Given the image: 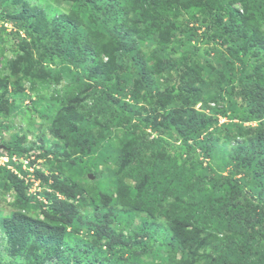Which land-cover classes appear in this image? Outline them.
I'll use <instances>...</instances> for the list:
<instances>
[{"label":"trees","instance_id":"trees-1","mask_svg":"<svg viewBox=\"0 0 264 264\" xmlns=\"http://www.w3.org/2000/svg\"><path fill=\"white\" fill-rule=\"evenodd\" d=\"M70 3L69 14L47 21L0 0V35L7 23L25 35L33 87L65 82L46 154L60 171L85 159L103 164L116 193L89 204L85 187L53 173L45 204L8 169L12 161L0 166V190L20 208L0 212V264H264V0ZM156 7L193 14L179 28L154 16ZM173 43L189 51L175 57ZM143 46L153 47L152 68ZM0 89L18 92L16 105L0 101V116L20 112L24 89L2 78ZM24 140L5 150L27 155ZM135 213L145 214L138 232L119 230Z\"/></svg>","mask_w":264,"mask_h":264},{"label":"rangeland","instance_id":"rangeland-1","mask_svg":"<svg viewBox=\"0 0 264 264\" xmlns=\"http://www.w3.org/2000/svg\"><path fill=\"white\" fill-rule=\"evenodd\" d=\"M9 3H19V6L16 9V13L24 12L35 14L45 17L47 21L60 16L69 14L71 12V3L70 0H8ZM3 5H0V28L3 26V16L2 13ZM154 16L169 17L174 19L178 26L181 23L187 24L193 13L187 11H180L176 9H164L161 7H156L152 10ZM7 29L0 35V78L7 79L13 87L24 89L22 98H26L23 101V109L20 112L13 113H3L0 116V145L6 146V143L10 144L15 141L17 137L25 138L24 145L33 149L27 156L30 158L33 163L35 171V177L32 176L30 172H25L19 160L17 164L13 162L12 169L17 171L13 173L20 180L25 182V185L28 186V195H33L35 200L39 202L48 203L45 192H51L53 184V179L51 175L55 173L62 180L71 183H78L86 188L88 203L91 204L94 201L99 206H102L101 200L99 199L100 194L108 193L110 196H115L116 193V184L115 177L111 176V171L107 169L103 164L96 162L95 160L85 159L83 162H80L75 166H64V172L58 170L60 163L59 161L51 155L46 154V148L52 147V145L57 142L56 139L50 133V125L53 121L58 109L61 107L60 96L62 94L59 91L64 87L65 82L62 81L59 85H53L49 83L39 84L38 86H32V78L30 76H24V73L28 72V68L32 65L28 55L20 49L23 46V39L25 35L20 34L17 36L12 29L10 24L4 25ZM180 28V26H179ZM181 36H177L176 39H180ZM201 41V38L199 39ZM22 42V43H21ZM176 43H173L171 51H175V57L180 56L181 52L189 51L188 48L180 49L177 48ZM207 46L203 47L207 49ZM142 56L143 59L147 60V65L152 68V65L155 61L152 59L153 47L146 48L142 47ZM220 53L213 54V58H219ZM21 78V81L19 79ZM132 89V86H130ZM17 96L18 92L15 90L9 89L8 92H4L0 89V101H3L7 98L9 103L12 102L14 105L12 97ZM20 98V96H19ZM127 100L130 99V96ZM140 104L147 108L150 105H147L142 99H140ZM55 104V108L50 112L49 117L44 114L45 108L47 105ZM88 104H92V100H88ZM215 106V105H212ZM197 109H201L200 105L197 106ZM222 123L228 122L226 119H221ZM4 125V126H3ZM3 126V127H2ZM8 126V127H7ZM118 128L116 129V131ZM121 137L124 134V130L117 131ZM112 141H117L113 139ZM44 146L45 149H38L39 146ZM7 147V146H6ZM17 158H22L19 155ZM13 156H10V153L4 149L0 148V166H4L8 160H11ZM23 156V157H25ZM45 156V157H40ZM5 158V159H2ZM61 160H65L64 157H60ZM179 163H182V159H178ZM7 164V163H6ZM7 167V166H6ZM23 170V172L20 170ZM61 168V167H60ZM9 170L10 167H8ZM112 170L115 167L111 168ZM12 171V170H11ZM40 172L45 176L51 177L50 181L46 183L41 177L36 175V172ZM13 172V171H12ZM131 176L127 177V182L134 184L137 180V175L135 172L130 173ZM90 175H93V179L90 178ZM47 209V208H45ZM20 210L16 203V195L13 192L4 193L0 190V212L4 215H10L13 212ZM90 214L92 215V209H89ZM31 215L34 217H42L41 209H32ZM145 217V214L135 213L133 220H126L122 223L119 230H123L127 233L138 232V228L141 226V219ZM151 220V218H148ZM129 222H132L131 224ZM3 234L0 233V249H3L1 244L3 241ZM155 250L160 249L161 255H166V247L163 244H156L154 246ZM144 260L147 259L144 257Z\"/></svg>","mask_w":264,"mask_h":264},{"label":"built area","instance_id":"built-area-1","mask_svg":"<svg viewBox=\"0 0 264 264\" xmlns=\"http://www.w3.org/2000/svg\"><path fill=\"white\" fill-rule=\"evenodd\" d=\"M2 159H5V158L2 157ZM18 159H20L19 160L20 163L18 162ZM12 160H13V162H15V164L19 163L20 165H22L24 170H29L31 172L32 176L35 177V175H34L35 174V169L33 167V164L31 162L30 158H28L27 156H25V157L22 156V158H17V156H14L12 158ZM8 162H10V160H8ZM8 162H6L7 164L5 163L4 166H7ZM8 167H10V169L13 172H15V174H17V171L12 169V165H9Z\"/></svg>","mask_w":264,"mask_h":264},{"label":"clouds","instance_id":"clouds-1","mask_svg":"<svg viewBox=\"0 0 264 264\" xmlns=\"http://www.w3.org/2000/svg\"><path fill=\"white\" fill-rule=\"evenodd\" d=\"M211 105H215V104H211ZM200 107H201V104H200ZM209 111V110H208ZM222 119V118H221ZM227 120V119H226ZM222 123V122H221ZM10 161H13L12 159ZM33 164V163H32ZM22 167V165H21ZM21 167H20V170H21ZM23 168V167H22ZM24 170V169H23ZM23 170H21L23 172ZM25 172H30L29 170H24ZM36 171V170H35ZM12 172V171H11ZM14 173V172H12ZM31 173V172H30ZM35 175V174H34ZM20 179V178H19Z\"/></svg>","mask_w":264,"mask_h":264},{"label":"water","instance_id":"water-1","mask_svg":"<svg viewBox=\"0 0 264 264\" xmlns=\"http://www.w3.org/2000/svg\"><path fill=\"white\" fill-rule=\"evenodd\" d=\"M0 148L4 149L5 146L0 145ZM90 178L93 179V175H90Z\"/></svg>","mask_w":264,"mask_h":264}]
</instances>
